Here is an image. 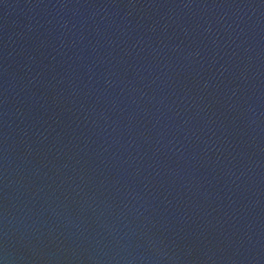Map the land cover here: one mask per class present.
I'll use <instances>...</instances> for the list:
<instances>
[{
  "label": "water",
  "instance_id": "water-1",
  "mask_svg": "<svg viewBox=\"0 0 264 264\" xmlns=\"http://www.w3.org/2000/svg\"><path fill=\"white\" fill-rule=\"evenodd\" d=\"M0 264H264V0H0Z\"/></svg>",
  "mask_w": 264,
  "mask_h": 264
}]
</instances>
